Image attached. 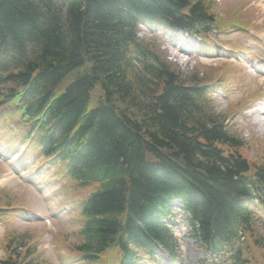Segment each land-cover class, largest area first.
I'll return each mask as SVG.
<instances>
[{
    "label": "trees",
    "instance_id": "obj_1",
    "mask_svg": "<svg viewBox=\"0 0 264 264\" xmlns=\"http://www.w3.org/2000/svg\"><path fill=\"white\" fill-rule=\"evenodd\" d=\"M209 4L0 0L1 103L18 90L40 111L60 87L44 115L51 126L38 119L31 126L51 153H63L71 179L81 186L97 183L98 192L103 190L93 200L101 217L95 221V247L113 237L122 216L132 229L133 217L139 219L148 204L166 193L190 201L195 196L193 213L205 233H226L248 187L264 181L261 168V181L245 176L238 141L200 96L203 88L185 85L136 42L135 21L143 17H167L184 27L192 20V26L207 30L212 20L208 9L213 13ZM94 92L103 96L91 110ZM80 118L83 123L76 130ZM222 144L231 148L226 155ZM11 262L36 264L29 250L20 260L9 258L3 264Z\"/></svg>",
    "mask_w": 264,
    "mask_h": 264
},
{
    "label": "rangeland",
    "instance_id": "obj_2",
    "mask_svg": "<svg viewBox=\"0 0 264 264\" xmlns=\"http://www.w3.org/2000/svg\"><path fill=\"white\" fill-rule=\"evenodd\" d=\"M205 1V0H204ZM250 1V2H249ZM264 6V0H219L216 3H213L212 7H213V11L218 15V17H220L221 19H235V20H239L242 22H246L247 19L246 17H248L250 19V22L247 23V25H251L255 19H257V15L259 17H264V15H261V12H264V9H262L261 7ZM247 7H249V9H247ZM254 9V10H253ZM244 13V14H242ZM257 13V15L254 17V15ZM263 26H264V22H263ZM154 34H157V32H153L152 30L149 29H142V31L140 32V36L146 40L149 41V39H155L156 42L161 46L164 45V41L163 39H158L157 37L154 36ZM230 35L231 33H227L224 35L225 39H230ZM237 33L235 34L234 38L232 39V42H234L235 44V38L236 40H238L239 37H236ZM155 42V43H156ZM243 45V44H242ZM169 46V51H172V48L170 45ZM162 49V48H161ZM162 51L165 52L166 56H168V60L170 62H172L174 64V66L177 69H180L181 72L183 74H185V76H189V74H193L196 72L202 71V76L205 79L208 78H213V77H217V72L214 71V67L213 63L211 64H202V63H192L191 61H184L183 57L179 56V55H173L171 53H167L166 49H162ZM224 63H229V62H225V60H220L219 64L217 65V70L219 72H223L226 68ZM231 64V63H229ZM235 69H238L239 66L231 64ZM228 70L227 72H230L229 66L227 65ZM222 75V74H221ZM230 82H234L230 81ZM254 83H258L260 84H264V76L262 77H257L256 78V82ZM211 93H215L212 94V98L213 101L215 102V104L217 105L218 110H223V113H227L226 108H228L230 106V104H232V101L237 99L235 96H231L230 99L228 98H224L223 95H219L217 96L215 89L211 88ZM93 96H96L95 92L93 93ZM229 116V114L227 115ZM229 123V128L232 130V132H235L237 134H239L240 138H245V142L246 140L248 141V147L244 150H242L243 154L251 161L254 163H258L264 164V144L262 143V141H264V133L261 131V129L257 128H251L249 126L253 125L251 123L245 125H238L235 123V118H231L228 120ZM248 128V131L245 130V128ZM0 137H2L5 141L9 142V143H15V140L12 137H9L7 135H5V133H0ZM257 139V140H255ZM19 149H23V146H18ZM31 157H33L31 155ZM17 160L12 161L11 165L12 168L16 165ZM27 164V168L25 171L22 172L23 174V178H31L32 175V171H35L34 169V162H31L30 160H28L26 162ZM2 165H0L1 167ZM6 169V168H5ZM6 171H8L6 169ZM11 179L8 182H4V179H1L0 177V188H3L4 190L9 188L11 190V192L13 193V195H15V201H18V199L21 197L24 200L25 204H33L36 201H38V199L36 198L35 201H33L31 203L30 201V194L31 192L28 190H24L23 186L24 184H22L21 179L22 177L18 176V175H12L11 174ZM2 180V181H1ZM20 185V186H18ZM17 187L18 190L16 189ZM69 190L79 196H84L89 192V189H77L75 186H68ZM68 190V191H69ZM29 195V196H28ZM78 215V214H76ZM75 215V216H76ZM57 223L59 221H56ZM56 222H54L56 224ZM23 226V225H22ZM52 225L50 224L49 227H51ZM259 228V227H258ZM76 229V223L72 222L71 224L62 227V222H59L57 226H54L53 229L51 230L52 234L55 235L56 238H58L59 240H61L64 244V246L67 248L66 249V253L67 251L70 250V241L71 238L68 236L73 230ZM44 231V230H43ZM35 233V230H34ZM42 240H44V235L42 234ZM54 243V242H52ZM49 250H51V246L48 243L46 245ZM60 248V245H59ZM61 249V248H60ZM255 256L259 255V251H255Z\"/></svg>",
    "mask_w": 264,
    "mask_h": 264
},
{
    "label": "bare ground",
    "instance_id": "obj_3",
    "mask_svg": "<svg viewBox=\"0 0 264 264\" xmlns=\"http://www.w3.org/2000/svg\"><path fill=\"white\" fill-rule=\"evenodd\" d=\"M129 41H130V35H129V37L125 38V43H127V42H129ZM207 50L209 51V53L212 52V50H210V49H207ZM258 113H259V115L264 116V110H262V111H258ZM257 121H258L262 126H264V118L257 119ZM183 187H184V186L176 187L174 190H180V189H182ZM167 191H168V190H167Z\"/></svg>",
    "mask_w": 264,
    "mask_h": 264
}]
</instances>
